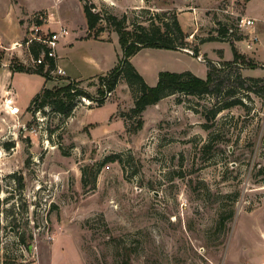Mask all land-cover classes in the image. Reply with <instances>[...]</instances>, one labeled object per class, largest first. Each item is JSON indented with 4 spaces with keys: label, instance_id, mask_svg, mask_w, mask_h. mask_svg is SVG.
I'll return each instance as SVG.
<instances>
[{
    "label": "rangeland",
    "instance_id": "374dc122",
    "mask_svg": "<svg viewBox=\"0 0 264 264\" xmlns=\"http://www.w3.org/2000/svg\"><path fill=\"white\" fill-rule=\"evenodd\" d=\"M86 1L102 16L88 37L107 41L82 38L71 62V35L59 40L58 63L70 79L89 72L86 57L99 63L91 69L98 74L117 64L109 14L125 15L130 29L168 11L188 46L199 47V57L151 47L132 55L150 86L161 70L205 78L206 58L232 61L235 52L238 65L218 74L215 95L174 93L130 116L134 94L120 79L101 104L77 95L63 114L31 100L66 76L17 68L36 67L23 44L33 21L42 34L60 25L84 34L82 2L0 0V264H264V0ZM242 17L254 26L239 27ZM96 75L76 85L93 98ZM227 90L242 104L208 119ZM7 94L17 114L5 108ZM113 153L121 161L100 165Z\"/></svg>",
    "mask_w": 264,
    "mask_h": 264
},
{
    "label": "trees",
    "instance_id": "16d2710c",
    "mask_svg": "<svg viewBox=\"0 0 264 264\" xmlns=\"http://www.w3.org/2000/svg\"><path fill=\"white\" fill-rule=\"evenodd\" d=\"M80 1L82 2L88 33H90L92 29L98 32L100 29H96V26L102 16L98 12H95L94 6L90 4L89 1ZM105 20L113 26L114 31L117 33L121 55L117 64L105 74L96 75L99 80V86L97 88L98 98H93L88 92L80 87L78 88L76 86L78 83L77 80L66 77V82L60 86H53L50 88L44 87L41 92L31 100L32 103H37L42 107L49 105L63 114H69L74 105V98L77 95L98 100V103L101 104L103 101L102 98L115 89L120 79H124L127 86L134 94L133 106L129 108L128 114H130V116H139L147 106L155 104L160 99L174 93L193 96H202L206 94L215 95L220 93L222 88L221 80L218 79V74L226 68L238 65L236 60L237 53L235 52L233 53L232 61H214L206 58L207 73L205 78H200L187 70L181 72L161 70L158 72L156 84L150 86L144 81L141 74L130 62V57L132 55L142 48L151 47L173 50L188 49L191 51V54L198 57L199 47L197 45L191 48L188 46L186 40L188 34L181 28L176 16L168 11H163L160 14H153L148 19V26H144L140 22H133L131 23L130 29L126 28L124 24L125 15L118 18L115 15L109 14L105 17ZM37 23L41 22L37 21ZM222 31L224 32L225 29L223 28ZM226 32V35L229 34L228 31ZM88 33L86 36H89ZM212 39H214L213 36L207 39H200L199 43ZM42 49L43 46L35 41L29 46V50L34 57L38 56ZM10 67L14 69V66L11 65ZM52 67L53 62H51L49 69ZM17 70L40 73L50 78L48 70L44 71L42 65H38L33 69L19 66ZM60 78H63V76ZM251 79L254 82L257 81V78ZM224 94L226 98L224 97L223 101L216 100L213 108L206 114L208 119H213L222 109L242 104L240 98H234V94L231 90H227ZM140 126L141 120L138 119L135 129ZM116 160L121 161V158L119 154L113 153L104 157L100 165ZM83 180L84 178L82 181Z\"/></svg>",
    "mask_w": 264,
    "mask_h": 264
},
{
    "label": "built area",
    "instance_id": "2783aa9c",
    "mask_svg": "<svg viewBox=\"0 0 264 264\" xmlns=\"http://www.w3.org/2000/svg\"><path fill=\"white\" fill-rule=\"evenodd\" d=\"M42 17L39 15L36 17V20H41ZM239 27H253L254 19L248 17H242L238 21ZM41 23H37V21H33L31 26L29 27L28 33L25 35L23 40V44L28 48L29 54H31L29 50V46L32 42H37L43 46V49L38 54V56L34 57L32 54L30 55V60L33 66L42 65L44 71L48 70L49 76L56 73L57 75H64V71L57 64V53L56 47L60 39L65 38L69 31L65 26L60 25L57 29L42 34L39 32L41 30ZM22 43L14 42L12 46H21ZM187 52L191 53L190 50L185 49ZM199 57V56H198ZM51 62H53V67L49 69ZM4 106L7 109L9 114H17L19 112V107L15 104L14 98L7 94V96L3 100Z\"/></svg>",
    "mask_w": 264,
    "mask_h": 264
},
{
    "label": "crops",
    "instance_id": "0c3cea01",
    "mask_svg": "<svg viewBox=\"0 0 264 264\" xmlns=\"http://www.w3.org/2000/svg\"><path fill=\"white\" fill-rule=\"evenodd\" d=\"M249 1H250V0H248V3H249ZM81 31L84 32V34H80V32H79V33H76V32H75V33H72V31L69 30V34H68V35H71V36H70V38L67 40V42H68V44H69L70 46L68 47V49H67V53L65 54V56H66V58L68 59V61L73 62V58H75V57H74V54H73V45H74V43H76V42L78 43V42L82 41V40H83L82 38H85V40H86V39H89V40H90V39H93V41H97V42H100V43H102V42H106V41H107V40L103 39L102 37H100V38H93V37H91V36H90V37L86 36L87 33H88L87 25H86V21H85V28L82 29ZM112 39H113V37H111L110 41H111ZM116 39H117V37H116ZM12 42H13V41H12ZM57 56H58V55H57ZM86 58L89 60V62L92 63L91 68L89 69V72H88V71H85L86 73H85L84 76H81V77H79V78H74L75 80L90 78V77H92V76L98 74V73H95V72H96V69H94V70H92V71H91V69L97 67L99 63H98L96 60H94L93 58H91V57H86ZM57 64L59 65V63H58V57H57ZM62 70L64 71L63 68H62ZM87 72H88V73H87ZM63 76L68 77V75H66L65 71H64V75H63Z\"/></svg>",
    "mask_w": 264,
    "mask_h": 264
},
{
    "label": "water",
    "instance_id": "95a60500",
    "mask_svg": "<svg viewBox=\"0 0 264 264\" xmlns=\"http://www.w3.org/2000/svg\"><path fill=\"white\" fill-rule=\"evenodd\" d=\"M186 51V50H185Z\"/></svg>",
    "mask_w": 264,
    "mask_h": 264
}]
</instances>
